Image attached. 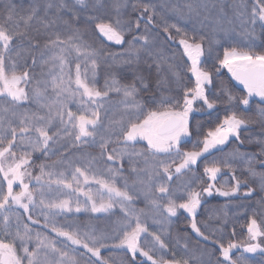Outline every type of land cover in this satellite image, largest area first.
<instances>
[{"label":"snow or ice","instance_id":"obj_1","mask_svg":"<svg viewBox=\"0 0 264 264\" xmlns=\"http://www.w3.org/2000/svg\"><path fill=\"white\" fill-rule=\"evenodd\" d=\"M77 6L86 10L83 28ZM111 7L108 16L106 0H37L17 18V5L0 0V264H116L102 255L105 249L128 256L127 264H264V0H113ZM128 7L138 13L135 20L124 17ZM167 14L177 22L169 23ZM89 25L92 39L86 38ZM157 27L186 60L155 47L151 29ZM112 45L123 49L114 52ZM209 62L243 85L241 96L220 85L230 110L243 107L192 150H182L193 128L200 131L193 114H211L221 102L213 71L204 66ZM153 65L155 94L143 99L142 92L153 91ZM125 66L131 83L121 82ZM102 67L111 71L99 86ZM255 125L260 135L248 142L258 144V152L237 148L207 159L230 141L245 143L242 131ZM236 161L244 163L246 177L236 174ZM198 163L206 180L196 174ZM222 174L228 176L223 182ZM213 195L258 197L245 242L225 245L215 231L202 230L198 210L204 196ZM141 197L145 207L137 208ZM80 213L90 214L84 229L69 223ZM181 213L202 242L218 247L220 258L187 241L179 259L166 257L165 236ZM101 218L109 223L98 232L91 220ZM149 220L161 227L149 230ZM234 250L242 251L234 257Z\"/></svg>","mask_w":264,"mask_h":264},{"label":"trees","instance_id":"obj_2","mask_svg":"<svg viewBox=\"0 0 264 264\" xmlns=\"http://www.w3.org/2000/svg\"><path fill=\"white\" fill-rule=\"evenodd\" d=\"M14 1V0H13ZM144 2H147V0H144ZM175 2V0H174ZM34 2L31 0L28 2L21 3V0L14 1L13 4L17 5V11L18 16L21 15H27L28 9L33 5ZM113 3V0H106V4L108 5V8L106 10L108 16H113L114 11L111 7ZM77 11L81 13V19L77 23V26L83 28L85 27L84 24V14L86 13L85 9L79 8L77 6ZM42 13V10H41ZM122 13L126 19H133L137 17L138 13L133 12L130 7L122 9ZM68 18V17H66ZM165 19L169 23H176L177 20L175 16H172L171 14H167L165 16ZM157 24L163 25L165 22L164 20L157 19ZM181 26H184V22H179ZM39 27V25L33 26V28ZM89 27V33L87 34L86 38L92 39L91 35V25ZM151 27V26H149ZM143 28V23H142ZM152 35L155 37V47L163 51L166 55H172L175 54L176 59L178 62H181L183 60H186V57H182L181 53L182 50L179 47L178 44H175L173 41H170L167 39V35L162 31L161 27H157L154 29H151ZM66 35V33H62ZM173 35H175V31L173 30ZM102 39V38H100ZM130 39V34L125 36V40ZM233 41L235 43L242 42V37L240 36H233ZM41 44H43L44 37L41 38ZM105 43H107L105 41ZM259 41L257 42V45L259 46ZM123 48V47H122ZM111 50L114 52L122 51V49H118V47L112 45ZM223 50H220V55L222 57ZM205 67L209 68V70L213 71V79L215 81V88L213 89L214 93L220 94V85H224L228 89H230L234 95L241 96L246 95V91L244 90L243 86L238 84L235 80L232 79L231 75L228 72L220 71V73H216L215 70L211 66V62L204 65ZM129 66H125L124 68L120 69V72L124 73L125 79H122V83H131L132 82V72L128 71ZM140 68L143 70L145 69V65L141 63ZM111 71V69H108L107 67H102L99 70V77H100V84H104V80L106 78V73ZM151 75L149 78V86L151 89H153L152 92H142L141 97L143 99H148L150 96L155 94L154 90L156 87V67L155 65L152 66ZM166 72V69H161V74H164ZM145 75H148V72L145 71ZM190 76V74H188ZM194 82V78H193ZM221 95V102L217 104V107L213 110H211V114H209V110L205 109L203 112H197L195 113L194 119L191 121L193 125H195L196 122H199L200 124V131L199 134L196 133L195 129L193 128V135L190 137L191 139L187 142L182 143V150H192L194 145L197 143V139H203V136L206 135V133L214 129L217 124L223 121L224 117L226 115L231 114V110H235L239 114V109L243 106H239L238 108L231 109L230 106L223 102V97ZM255 99V98H253ZM253 110H255V104L252 105ZM260 135V129L258 125L252 126V129L249 133L245 134L242 131V139L245 140V143L239 144L238 142L230 141L229 144L223 146V152L217 151L215 156L206 155L208 160L212 159H218L221 158L223 155H225L227 152L232 151L233 149H239L240 151L244 152H258L259 151V145L256 143H249L248 142V136H259ZM38 156V155H37ZM34 156V159L35 157ZM55 159V158H54ZM204 158H202V161ZM39 163V161H37ZM235 166L237 168V175L246 177L247 173L244 171L245 165L242 161H236ZM197 167V176L201 177L202 179L206 180L207 178L203 175V163H198ZM257 170L260 171L259 165H257ZM33 171H37V169H33ZM228 176L226 174H222L221 182L224 180H227ZM250 183L253 184V187H255V182L250 181ZM258 197H253L252 199L248 201H239L234 198H225L221 197L219 195H213L212 197L204 196L202 200L201 208L198 210L197 214V221L198 224L201 226L202 230L206 233H211L213 231L216 232V236L218 239L222 240L225 245H227L228 242H237V243H243L247 240V223L248 218L251 216L252 211L256 207V200ZM227 204V207L225 205ZM243 204V207H240V205ZM226 213V219L227 223H224V216ZM175 220V218H174ZM258 222L260 221V217L257 216ZM190 224V218L187 216L186 213H181L179 216L178 222H174L171 226V232L170 234L165 236V240L169 245V250L165 253L167 258H171L173 253H175L176 258L179 259L181 255H183V243L184 241H187L191 247L198 248L201 250H207L214 253L213 258L217 259L220 258L219 250L217 248H213L208 242H202L199 237L196 236L195 233L192 232L191 228L189 227ZM223 225V230L218 231L221 229V226ZM35 227V226H34ZM49 235L54 236L53 233H49ZM177 238H179L180 243L177 244ZM34 245V241H33ZM242 251V250H240ZM240 251H234L233 256L240 255ZM102 255L105 257H111L113 260L116 261V264H127L128 262V256H125L122 252L119 251H113L110 252L109 250H106L105 252H102ZM249 257V259L256 261V257H252L250 254H245ZM130 256V254H129ZM140 259H143L142 257Z\"/></svg>","mask_w":264,"mask_h":264},{"label":"rangeland","instance_id":"obj_3","mask_svg":"<svg viewBox=\"0 0 264 264\" xmlns=\"http://www.w3.org/2000/svg\"><path fill=\"white\" fill-rule=\"evenodd\" d=\"M14 1H16V0H14ZM14 1L13 0H11V2L12 3H14ZM28 1H30V0H21V3H23V5L25 4V2H28ZM32 2H37V0H31ZM40 15H43V12L42 13H40ZM36 25V23H35V21L33 22V26H35ZM41 38H43V37H41ZM239 43H241V42H239ZM114 46H116V47H118V49H123L122 47L123 46H118V45H114ZM182 50V49H181ZM222 71H225V72H228L227 71V69H221ZM229 73V72H228ZM190 74V73H189ZM230 74V73H229ZM231 75V74H230ZM98 80H99V86H103V84L101 85L100 84V77H98ZM255 99H258V98H255ZM195 114V113H194ZM193 114V115H194ZM117 116H118V113H117ZM191 138L190 137H188V138H184V140L182 141V143H184V142H187L188 140H190ZM139 146V145H138ZM88 151H92V152H95L96 150L95 149H88ZM39 156V154L37 153V154H35V156ZM207 155V154H206ZM127 159V158H126ZM125 168H127V163H126V160H125ZM127 174V173H126ZM130 179H131V176H130ZM173 184H176L177 183V180H176V178L174 177L173 178V182H172ZM86 187H91L92 189H93V191H95V189H96V187L97 186H95V185H90V186H86ZM20 190V188H19V186L18 185H14V191H19ZM81 199H83V197H81ZM135 204H136V207L137 208H144L145 207V204H144V201H143V197H141L139 200H137L136 202H135ZM202 205V204H201ZM22 211V210H21ZM89 215L90 214H88V213H80V214H78V218H75V219H73L72 221H69V223H74V224H78V225H80V227L82 228V229H84V228H86L87 226H88V224H89ZM93 215H101V214H93ZM111 219H115V217H112ZM24 221L26 222V223H29L30 224V221H27V219H26V217L24 218ZM109 223V220L107 219V218H101V219H93V220H91V224H92V226L99 232L100 230H104L106 227H107V224ZM148 227H149V230H152V231H154V230H157V229H159L161 226L160 225H158V224H153L152 223V221L151 220H149L148 221ZM54 234V233H53ZM150 239V238H149ZM142 240H143V236H142ZM30 247H32L33 246V242H31L30 243V245H29ZM107 249H105V250H102V252H105ZM234 251H236V250H234ZM144 259V258H143Z\"/></svg>","mask_w":264,"mask_h":264},{"label":"water","instance_id":"obj_4","mask_svg":"<svg viewBox=\"0 0 264 264\" xmlns=\"http://www.w3.org/2000/svg\"><path fill=\"white\" fill-rule=\"evenodd\" d=\"M243 86V85H242Z\"/></svg>","mask_w":264,"mask_h":264}]
</instances>
